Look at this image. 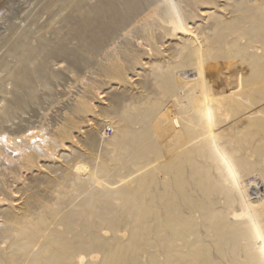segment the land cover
Here are the masks:
<instances>
[{
    "label": "bare ground",
    "instance_id": "obj_1",
    "mask_svg": "<svg viewBox=\"0 0 264 264\" xmlns=\"http://www.w3.org/2000/svg\"><path fill=\"white\" fill-rule=\"evenodd\" d=\"M187 1L196 10L222 0ZM178 3L102 0L83 20L87 47L112 62L100 65L103 91L84 87L67 100L82 124L64 118L47 135L13 140L0 133V264H264V0H242L230 20L201 6L208 26L196 31ZM30 36L17 30L13 68L0 57V84L15 86L0 129L37 101L49 57L72 55L42 38L32 46ZM204 69L219 79L204 83ZM137 81L175 98L163 132L151 124L157 101L115 106ZM97 109L115 115L107 141L100 136L113 128L100 135Z\"/></svg>",
    "mask_w": 264,
    "mask_h": 264
},
{
    "label": "rangeland",
    "instance_id": "obj_2",
    "mask_svg": "<svg viewBox=\"0 0 264 264\" xmlns=\"http://www.w3.org/2000/svg\"><path fill=\"white\" fill-rule=\"evenodd\" d=\"M101 1L102 0H65V1L64 0H0V57H2V54L4 55L5 53L9 52L12 43L15 41V36L17 34V30L21 27L26 29V30H29L31 32V36H30L31 39L29 38L30 39L29 42L32 46H37L39 43V38H42L43 40L45 39L46 42H49L51 44L57 43L59 48L60 47H61V49L65 48L67 51L72 53V55L70 57L67 55H63V54H61L62 56L61 55H53V56L51 55V57H49L50 59L47 60L48 61L47 62L48 67H46L44 78L37 80L36 84H35V85H37L35 87L37 88L36 90L38 92L37 101H35L33 103L34 105L33 104L30 105V107L27 108L23 113L18 114L17 116H14L12 119H10L7 123V127L5 129L4 128L0 129L1 134L6 133V135L12 140L14 137L15 138L17 137L16 139H19L22 136L25 137V136L30 135V134L32 135L35 132H36L35 134H37V136H41L43 134L47 135L54 127L56 128V127H60L61 125L63 126V123L65 122L64 118H71V117L74 119V121H76V122L78 121V123L82 124V122H80L81 120L78 117H76V115H74V112L72 111V109H70L71 107H70V104L68 105V102L72 103L70 100L72 98H75V96L83 97L82 91H84V87L87 89H92V90L94 89V91L95 90L97 91L101 88L99 92H101V90L103 91L104 87H103V85H101L100 80L101 79H108V74L104 75L105 73L102 71L101 66L112 62V60H110L111 58L105 56L104 54L97 55L94 53V55H93L92 54L93 52L91 50H89V48L87 47V43H89L91 41L92 36H90L89 32L87 31L86 25L84 24L83 20L87 16L88 11L91 10L93 7H96L97 5H99ZM173 1H175V3L179 2L178 5L180 7V10H183V11H181V13H182V15H185V17L183 16V18L187 19V21L184 19L187 27L192 28V31H196V29H198L199 26L201 29L202 28L207 29L206 27L208 26V24H207L208 21L206 19L208 14H206V16H205V14H204V16H201V15H199L200 13L212 11V12H215L219 15H224L226 18L229 16L227 19L230 20L236 15V11H235L236 6L242 0H227V1L222 0L216 4L214 2L213 3L210 2V3H212L211 6H210V3L209 4L199 3V4H196V6L194 7V9H196V10H193L192 7L194 5H191L190 1L184 0L185 5H184L183 0H173ZM244 1L249 6H255L259 3V0H244ZM180 2L182 4H180ZM187 6H188V8H187ZM201 6L202 7L204 6V8L206 7L205 8L206 11ZM219 6L222 10L219 9ZM209 7H213L212 10H209L208 9ZM214 7L217 8V10ZM218 9H219V12H217ZM226 9H227V12H226ZM190 10H192V12ZM201 11H203V12H201ZM186 13L188 14L189 17L186 15ZM189 13H190V15H189ZM195 13L198 16H196ZM228 13H230V15ZM226 14H227V16H226ZM191 17H193L194 19ZM188 18L190 19L189 20L190 22L188 21ZM203 18H204V20H203ZM201 21H203V22H201ZM193 24H194V26H193ZM194 34H196V33H194ZM200 36H201V34H200ZM200 36H198V37H200ZM242 40L243 39L240 40V43H242V44L246 43V39L243 40L244 42H242ZM178 41H179L178 39L173 40V43L175 42L174 44H179L180 41L179 42ZM162 42H163V40L161 39L158 42V45L163 49L164 44H162ZM252 44H253V46L256 45L255 42ZM63 45H64V47H63ZM164 49H166L164 51H167L168 53L173 54V51L175 48L173 46L169 45ZM70 50L75 52V53L71 52ZM81 53H82V55H81ZM9 54L7 53L6 60L8 62L10 69H11V66L13 68L17 64V58H15L14 56H11ZM91 56L92 57L94 56V58H92ZM103 57H104V59H103ZM118 58H121V57L118 55L117 59ZM95 59H97V60H95ZM80 60H81V62H80ZM82 60H84V62ZM156 60L158 61V58L155 59L154 61H156ZM76 62H78V63H76ZM85 62H86V64H85ZM104 62H106V63H104ZM51 63H52V65H55V63L56 64H58V63L63 64L64 67L66 68V71L63 73L60 72V73H54L53 74V72L51 71L52 67H53L51 65ZM49 65H51V66H49ZM86 66H89V67H86ZM204 72H205V69L202 70L201 72L197 71L198 76L200 77V75H201V79L204 83H206V82H209L210 84L215 83L216 79L217 78L219 79V77H220V75L219 76L214 75L212 73V71H211L212 74H210V76L209 75L207 76V74H204ZM1 73L3 75V74H5V71L0 70V75H1ZM103 75H104V77H103ZM221 76H225L226 78L228 77L227 73L226 74L222 73ZM179 78L180 77H178V79ZM96 79L99 82H97ZM179 81H181V79ZM136 83H137V86H136ZM39 85L41 86L40 88H39ZM88 85H89V88H88ZM134 86H135L134 89L131 88ZM146 86H148L149 88ZM14 88H15V86L9 80L8 81L5 80L4 82H2V84H0V106L6 107L8 105V101L6 99L12 97L11 92H13ZM128 88L130 89L129 93L132 92L133 95L131 94V96L128 97L126 100H124V102L119 104V106H118V104L115 105L116 107L119 108V110L128 104L131 105L134 103L133 105H144L145 106V105H149V104H152V103L157 101L156 103H159L158 104V109H159L158 114L159 115L157 114L154 116L151 124L158 131V133L163 132V129L161 128L162 126H165V127L170 126V122H168V121H170L169 119L173 118L172 116L173 115L175 116L178 113V111H177L178 107L175 106L176 103H174V101L172 100L175 98L163 99L161 96H159V94H156L155 91H153L149 85H144V86H143V84L139 85L138 81L134 82V84L130 85ZM147 92H148V95H147ZM153 92L155 94L152 96ZM134 93H135V95H134ZM181 96H183V94H180V97ZM79 97H77V98H79ZM151 98L153 101L151 100ZM128 99L130 101H128ZM135 99L137 102L135 101ZM67 100H68V102H67ZM143 100H145V101H143ZM182 101L184 102V104L187 103L185 98H184V100L182 99ZM164 104H166V105H164ZM161 107H163V108H161ZM101 111L99 109H97L95 112L96 122H99V123L101 122L102 126L104 127V129L100 132V135H102L103 134L102 132H105L107 129H109L111 127L113 128V130H110L107 133V136H104V137L100 136L102 140L107 141L109 139V137H111L113 135V132H115V128H114L113 123L115 124L116 120L112 119V118H115V115L108 113L107 111H104V113ZM171 111H173L174 113L176 111L177 112L174 114ZM163 112L167 113V116L169 114L168 119H167V117L163 116V114H164ZM100 114L102 116H106V117H102ZM110 114H111V117H109ZM69 115H71V116L69 117ZM73 115L75 117H73ZM13 124H15V126ZM19 126L21 129H19ZM47 131H49V132H47ZM20 135H22V136H20ZM169 140H170V138H167V140L164 143L165 144L169 143ZM0 145H1V143H0ZM5 150H7V149H5ZM87 160H83L82 162L84 164H86L88 167L90 166L89 170H88V172H89L90 169H93V166H95V164L90 165L91 162L90 163L88 162L90 160H88V161ZM99 160L100 159H98V161Z\"/></svg>",
    "mask_w": 264,
    "mask_h": 264
}]
</instances>
